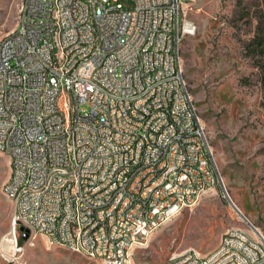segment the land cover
<instances>
[{"label": "built area", "instance_id": "built-area-1", "mask_svg": "<svg viewBox=\"0 0 264 264\" xmlns=\"http://www.w3.org/2000/svg\"><path fill=\"white\" fill-rule=\"evenodd\" d=\"M20 8L23 19L15 35L0 43V53H19V62H0V144L13 172L4 186L14 191L13 249L21 257L39 239L51 246L53 235H61V243H76L85 257L105 264V256H117L116 264H131L139 241H149L183 212L184 201L195 206L196 187L207 193L220 183L214 159L211 167L199 166L211 146L195 118L193 99L184 93L181 51L195 27L181 11V0H132L130 7L118 0H23ZM51 11H58L60 25L50 23ZM80 12H88L89 24L80 22ZM80 28H87V36H80ZM54 41H61L60 65L43 73ZM124 41L140 44L145 55L128 54ZM98 64L106 65L103 82L92 80ZM45 80H52V87H45ZM160 81H169V88L160 89ZM77 82L90 85L86 100L73 94ZM129 84H137L138 92L131 113H123ZM27 89H36L32 104L24 103ZM140 91H148L145 105H137ZM96 102H104V111H96ZM47 122H54V129H47ZM26 124H33L35 138L25 139ZM94 124L106 125V132L92 135ZM135 124H142V134L130 137ZM156 127L164 128L160 152L148 150L143 171L129 173L137 146H148ZM43 135H54V147H42ZM117 139H125L126 147L111 152ZM171 146H178V157H171ZM119 153H126V160H119ZM16 155H23V162H16ZM111 159H118V166H111ZM161 163H168L167 176L148 175L140 194H133L128 178ZM205 171L216 173L214 187L202 181ZM24 178H32V185H24ZM102 178L116 182V189L125 187V197L109 196L108 187L97 186ZM65 179H73L70 195H63ZM89 182H96V190H89ZM130 199H137V207L125 211ZM112 204H119V213L108 216ZM61 215H69V222H61ZM116 223H124V230H116ZM248 224L256 239L231 229L210 253L193 249L168 264H264V236ZM67 229L76 230V240L67 238Z\"/></svg>", "mask_w": 264, "mask_h": 264}, {"label": "rangeland", "instance_id": "rangeland-1", "mask_svg": "<svg viewBox=\"0 0 264 264\" xmlns=\"http://www.w3.org/2000/svg\"><path fill=\"white\" fill-rule=\"evenodd\" d=\"M22 1L0 0V40L16 29ZM184 11L195 27L182 45L185 78L220 183L138 245L131 264H168L191 249L208 254L231 229L256 239L249 222L264 236V0H191ZM9 177L10 158L0 151V264H102L44 239L20 257L9 236Z\"/></svg>", "mask_w": 264, "mask_h": 264}, {"label": "bare ground", "instance_id": "bare-ground-1", "mask_svg": "<svg viewBox=\"0 0 264 264\" xmlns=\"http://www.w3.org/2000/svg\"><path fill=\"white\" fill-rule=\"evenodd\" d=\"M191 0H181V11H184L186 3ZM19 19H23V8L20 9ZM80 22L82 24H89L88 12H80ZM50 23L52 25L61 24V16L58 15V11H51ZM15 35V30L6 35L3 39ZM80 36H87V28H80ZM124 49L127 50L130 55H145V48L132 41H124ZM60 50L61 41H54L50 45L48 53L49 63L43 65V73H52L54 71V65H60ZM0 62L4 65H11L12 62H19V53H0ZM106 72L105 64H98L92 68V80L95 82H103V73ZM45 87H52V80H45ZM169 88V81H160V89ZM129 91L124 93V99L122 100L123 113H131V105L136 100V92H138L137 84H129ZM184 93L189 99H193L187 85H184ZM73 94H79V100H86L87 96L91 94V87L86 82H77L73 84ZM36 97V89H27L24 94V103L32 104V101ZM148 98V91H140V95L137 97V105H145V99ZM0 104H2V96H0ZM193 106L197 109L193 100ZM96 111H104V102H96ZM195 118H199L198 110L195 111ZM201 121V120H200ZM3 128V121H0V130ZM47 129H54V122H47ZM102 132H106V125L94 124L92 126V135H100ZM142 134V124H135L130 129V137H139ZM164 136V128L156 127L151 136H149L148 146H137V152H134V160L128 164V172L136 173L143 171L144 153L160 152L161 137ZM35 138V130H33V124H26L25 139ZM42 147L52 148L54 147V135H43ZM126 147L125 139H117L111 142L110 151L120 152ZM0 151L4 152V144H0ZM171 157H178V146L170 147ZM119 160H126V153H119ZM16 162H23V155H16ZM212 158L210 148H205V153L199 159V166L211 167ZM111 166H118V159H111ZM214 169L215 165H214ZM168 163H161L160 166L147 167V174H137L134 178H128V185L133 186V194H140V187L144 182L148 181V175L153 177L167 176ZM10 179H13V172H10V177L4 186H9ZM202 181L207 182V187H214L216 182V173L212 171H205L202 173ZM24 185H32V178H24ZM218 184H216L217 186ZM97 186L108 187L109 196L114 198L125 197V187H118L116 189V182H111L109 178L97 179ZM73 190V179H65L63 183V195H70ZM89 190H96V182H89ZM4 192L14 201V191L4 187ZM206 194L203 187H196L195 190V206L201 200L202 196ZM137 207V199L127 200L125 203V211H133ZM192 208L191 201H184L183 210ZM119 213V204H112L108 207V216H115ZM61 222H69V215H61ZM116 230H124V223H116ZM10 236V235H9ZM67 238L69 240H76V230L67 229ZM12 242V240H11ZM147 241H139L138 245H143ZM61 235H53L51 246H62L69 250L82 253V247H78L76 243L64 242L61 243ZM13 246V242H12ZM193 249L184 252L183 254L192 253ZM93 258L94 257H89ZM100 260L102 263V259ZM117 256H105V264H116Z\"/></svg>", "mask_w": 264, "mask_h": 264}, {"label": "water", "instance_id": "water-1", "mask_svg": "<svg viewBox=\"0 0 264 264\" xmlns=\"http://www.w3.org/2000/svg\"><path fill=\"white\" fill-rule=\"evenodd\" d=\"M21 231H25V233H24V235H23V238H24V240H27L28 237H29L28 231L25 230L23 227L21 228Z\"/></svg>", "mask_w": 264, "mask_h": 264}, {"label": "trees", "instance_id": "trees-1", "mask_svg": "<svg viewBox=\"0 0 264 264\" xmlns=\"http://www.w3.org/2000/svg\"><path fill=\"white\" fill-rule=\"evenodd\" d=\"M24 241H23V238L20 239L19 243L22 244Z\"/></svg>", "mask_w": 264, "mask_h": 264}, {"label": "crops", "instance_id": "crops-1", "mask_svg": "<svg viewBox=\"0 0 264 264\" xmlns=\"http://www.w3.org/2000/svg\"><path fill=\"white\" fill-rule=\"evenodd\" d=\"M58 247H61V246H58ZM138 247H140V246H138ZM98 262V261H97ZM101 262V261H100ZM99 263V262H98Z\"/></svg>", "mask_w": 264, "mask_h": 264}]
</instances>
